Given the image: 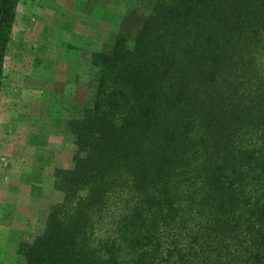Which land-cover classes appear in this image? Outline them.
<instances>
[{
	"label": "trees",
	"instance_id": "1",
	"mask_svg": "<svg viewBox=\"0 0 264 264\" xmlns=\"http://www.w3.org/2000/svg\"><path fill=\"white\" fill-rule=\"evenodd\" d=\"M148 1L92 53L25 264H264V0ZM19 2L0 0V92Z\"/></svg>",
	"mask_w": 264,
	"mask_h": 264
},
{
	"label": "rangeland",
	"instance_id": "2",
	"mask_svg": "<svg viewBox=\"0 0 264 264\" xmlns=\"http://www.w3.org/2000/svg\"><path fill=\"white\" fill-rule=\"evenodd\" d=\"M150 5L148 0H20L0 92V161L24 151L15 145L28 140L41 147V161H56L55 170L72 167L74 137L66 121L83 115L93 91L92 53L109 48L121 29L136 28L131 8ZM25 154L28 159L31 150ZM40 196L39 214L25 221L21 241L41 232L52 205L63 199L55 184L45 185ZM3 258L25 264L19 254L15 263Z\"/></svg>",
	"mask_w": 264,
	"mask_h": 264
},
{
	"label": "crops",
	"instance_id": "3",
	"mask_svg": "<svg viewBox=\"0 0 264 264\" xmlns=\"http://www.w3.org/2000/svg\"><path fill=\"white\" fill-rule=\"evenodd\" d=\"M21 147L24 151L4 156L0 161V264L15 263L18 246L23 236V224L38 216L45 185L54 184L56 161L40 160L41 147L28 140ZM31 150L27 159L26 149ZM22 152V153H21ZM21 153V154H20ZM45 198V197H44Z\"/></svg>",
	"mask_w": 264,
	"mask_h": 264
}]
</instances>
